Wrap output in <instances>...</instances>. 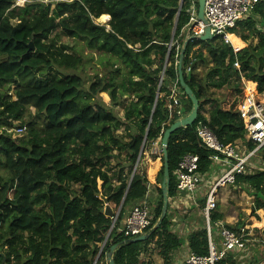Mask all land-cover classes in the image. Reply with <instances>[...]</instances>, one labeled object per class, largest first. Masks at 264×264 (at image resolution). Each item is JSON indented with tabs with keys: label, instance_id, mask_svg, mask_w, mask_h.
Segmentation results:
<instances>
[{
	"label": "trees",
	"instance_id": "obj_1",
	"mask_svg": "<svg viewBox=\"0 0 264 264\" xmlns=\"http://www.w3.org/2000/svg\"><path fill=\"white\" fill-rule=\"evenodd\" d=\"M47 1L27 0L23 7H14L16 0H0V166L7 173L0 174V264H109L107 254L115 245L116 264H142V254L154 241L163 264H174L173 255L184 243L172 230L170 213L145 241L130 242L121 231L132 208L151 193L145 171L138 167L132 178L133 171L143 146L140 160L173 123L193 110L191 97L176 83L187 40L184 78L200 108L193 125L179 128L169 139V198L178 194L175 170L184 155H199V171L210 170L212 151L196 133L200 123L225 144L255 148L246 138L239 108L249 95L244 79L256 82L258 92L264 93V3L230 30L249 42L235 52L222 37L182 35L191 0ZM104 14L111 17L110 29L96 22ZM59 28L126 66L121 96L132 92L134 98L123 102L122 117L93 100L106 83L101 89L102 84L93 83L87 91L78 74L41 81L37 77L54 66L78 69L83 63L68 45L52 53L57 46L51 35ZM255 34L259 42L250 43ZM237 41L239 49L245 46ZM192 57L196 61L186 73ZM174 87L181 92L179 104L171 99ZM212 89L222 90V96ZM117 92L112 91V100L121 104ZM17 122L28 129L25 137L10 132ZM261 155L264 161V148ZM162 161L156 188L160 200L146 233L162 213L164 155ZM233 186L253 189L254 211L264 209V169L237 174ZM107 205L115 219L105 214ZM224 219L220 203L211 220ZM230 228L242 233L239 223ZM188 243L195 254L207 255L206 227L192 232Z\"/></svg>",
	"mask_w": 264,
	"mask_h": 264
},
{
	"label": "built area",
	"instance_id": "obj_2",
	"mask_svg": "<svg viewBox=\"0 0 264 264\" xmlns=\"http://www.w3.org/2000/svg\"><path fill=\"white\" fill-rule=\"evenodd\" d=\"M26 1L22 0L23 3ZM197 1L191 0L190 20L182 29V35L185 34L187 39L200 38L209 26L213 37H222L231 45L230 30L236 28L244 18L253 15L256 7L264 3V0H206L207 23H205L198 16ZM191 59L192 62L185 67L186 73L192 71L193 62L196 61L194 57ZM235 65L240 67L239 62ZM178 89L176 87L171 95V99H174L176 104H179L176 99ZM239 114L246 129L247 140L256 144L253 150H249L248 146L242 142L223 143L207 124L200 123L196 133L203 146L212 151L209 157L212 161L210 170L205 173L200 172V157L192 153L184 155L175 170L178 194L171 201L182 197V204L185 199V203H192L200 208L205 219L209 253L199 255L191 251L185 258L174 264H221L230 254H239L247 249L249 240L245 233H239L226 226L223 220L215 223L211 220L212 213L218 207V192L221 187L235 185L237 174L264 169L261 166L262 164L264 166L261 155L264 148V101L254 93H249L240 105ZM25 129L26 127H19L17 132L22 133ZM254 159L257 160L256 164L253 163ZM219 164L225 166L221 175H218L216 170V165ZM148 197L134 206L126 218L121 229L125 236L130 238L141 236L151 226L154 215L152 208L148 205Z\"/></svg>",
	"mask_w": 264,
	"mask_h": 264
},
{
	"label": "rangeland",
	"instance_id": "obj_3",
	"mask_svg": "<svg viewBox=\"0 0 264 264\" xmlns=\"http://www.w3.org/2000/svg\"><path fill=\"white\" fill-rule=\"evenodd\" d=\"M46 2H48L46 0ZM15 7H23L25 3L22 0H16L14 3ZM96 22L101 25H106L110 29L109 22H102L100 19H96ZM264 31V27L262 28ZM51 39L54 40L57 47L52 51L53 54H58L60 47L63 45H68L71 47L70 52H77L83 58V63L78 67V69H65L52 67L47 69L45 72L46 75L42 73H37V77L41 80L51 79L56 75H66V74H78L84 81V88L88 91L90 90L93 83L102 84L100 89L103 88L104 83L108 84L105 90L101 93L94 94V102H99L105 104L108 108L113 109L119 117H122L125 113L124 103L126 104L134 98L132 92H129L126 95L121 96L124 88H122L123 83L128 78V69L121 60H116V58L110 57V55L100 52L97 48L89 47L83 40L70 38L63 33L61 29L55 30ZM259 42L258 36H255L251 39L250 43L257 44ZM249 43V42H248ZM198 48V47H197ZM14 87V86H13ZM118 90V95L122 101L121 104H114L112 100V91L114 89ZM92 93V91H91ZM216 94L222 96V91L217 90ZM35 112L34 109H32ZM19 123H15L14 127L10 130L15 138L25 137L28 133V129L22 133H18ZM123 128L119 132H123ZM162 137L154 144L149 146L145 152V156L140 160L139 166L143 169L150 181L151 189L153 194L148 197V205L153 210L157 206L160 200V194L156 190L160 185L159 173L163 166V152H162ZM253 163L256 164L257 160H253ZM156 168L154 175L151 179L148 176L149 170L154 167ZM263 168V164L261 165ZM225 166L222 164L216 165V170L218 175L222 174ZM256 169H254L255 171ZM0 174L7 176L4 166H0ZM230 186L227 190L220 192L218 204L221 203V210L225 213V219L223 220L228 227H235L238 223L241 224L243 230L246 231V236L248 238V246L252 249L251 252L257 251L260 247L264 246V209L254 211L256 204V196L253 194V189L245 186L246 190H241L238 186ZM172 197L169 198V209L170 217L172 219V230L182 239L183 243L186 242L189 235L195 230H201L205 227V219L202 215V212L199 207L192 205V203H184L178 201L177 198H174L171 201ZM115 219V218H114ZM115 222V221H114ZM244 232V231H243ZM186 250L182 246L179 250L173 255V259L176 261L181 259ZM258 258H253L248 260L247 264H264V252H257ZM142 264H158V262H163V258L159 254V249L156 246L155 241L150 244V246L144 251L141 256Z\"/></svg>",
	"mask_w": 264,
	"mask_h": 264
},
{
	"label": "water",
	"instance_id": "obj_4",
	"mask_svg": "<svg viewBox=\"0 0 264 264\" xmlns=\"http://www.w3.org/2000/svg\"><path fill=\"white\" fill-rule=\"evenodd\" d=\"M198 16L201 20H203L205 23H207L206 17H205V3L206 0H198ZM111 19V17H110ZM212 34H211V29L209 26H207L205 33L200 37V39L202 40H207L212 38ZM189 40H187L188 43ZM186 43V45H187ZM186 45L184 47V49L182 50V54H181V58H180V62H179V76H178V81L180 82V84L182 85V87L185 89L186 94H188L192 101H193V110L192 112L186 116L183 117L182 119L176 121L175 123H173L165 132L164 135L162 136V152L163 155L165 157V163H164V178H163V183H162V189H163V207H162V213H161V217L159 219V221L157 222V224L154 226L153 230L151 232L145 233L141 236H137L134 238L130 239V242H139V241H145L146 239H148L163 223L165 217L168 214V209H169V185H170V166H169V157H168V144H169V139L171 137V135L178 130L181 127H188L193 125V123L197 120L198 118V114H199V108H200V102L198 100V98L194 95L193 90L188 86V84L185 81L184 78V72H183V60H184V56H185V49H186ZM163 79V78H162ZM145 145L142 148L141 154L144 150ZM140 154V156H141ZM140 156H139V160L135 166V169L133 171L132 174V178L134 177L138 166H139V161H140ZM105 202H108V198H104ZM105 214L108 217L114 218V211L113 209L107 205L106 209H105ZM114 225V224H113ZM263 237H264V230H263ZM119 245H115L111 248L110 252L107 254L108 260H109V264H116L114 259H113V252L115 251V249L118 247Z\"/></svg>",
	"mask_w": 264,
	"mask_h": 264
},
{
	"label": "crops",
	"instance_id": "obj_5",
	"mask_svg": "<svg viewBox=\"0 0 264 264\" xmlns=\"http://www.w3.org/2000/svg\"><path fill=\"white\" fill-rule=\"evenodd\" d=\"M231 36H234L236 39H240V40H242L244 43H245V46H243V48H241V49H236L235 48V46H234V44L232 43V45H233V48H234V50H235V52H240V51H242L244 48H246L248 45H249V43L248 42H245L240 36H238L237 34H235V33H231ZM205 72H206V70H205ZM244 82H245V85H246V87H247V89H248V91H249V93H253V92H251V90H250V87H249V82L250 83H252V87H254L255 88V90H254V94L260 99V100H262V101H264V93H262V94H260L259 92H258V89H257V87H258V84L256 83V82H254V81H251V80H247V79H244ZM172 87V86H171ZM174 90H175V87L172 89V92H174ZM216 92V90L215 89H212L211 90V92ZM220 91H222V90H220ZM180 90L178 89L177 90V97H178V95H180ZM222 93H223V91H222ZM152 185V184H151ZM230 186H223V187H221L220 189H219V192L220 191H223V190H227L228 188H229ZM219 192H218V194H219ZM151 194H153V190L151 189V193H150V195ZM149 195V196H150ZM181 199H182V197H180ZM219 198V197H218ZM178 199V198H177ZM181 199H178V201H181ZM174 231V230H173ZM244 231V232H243ZM175 232V231H174ZM242 233H245L246 234V231L245 230H243V228H242ZM183 247H184V249L186 250V252H184V255L182 256V258L181 259H183V258H185L190 252H191V250H190V247H189V243H188V239L186 240V242L182 245ZM260 248L257 250V251H255L254 253L253 252H251L252 251V249L251 248H249V246H247V249L245 250V251H241V252H239V254H230L225 260H227V262H225V263H221V264H247V262H248V260H251V259H253V258H258L257 257V255H258V251H260L261 253H263L264 252V246H259ZM178 260H180V259H178ZM178 260H174V263L175 262H177ZM158 264H163V262H158Z\"/></svg>",
	"mask_w": 264,
	"mask_h": 264
},
{
	"label": "bare ground",
	"instance_id": "obj_6",
	"mask_svg": "<svg viewBox=\"0 0 264 264\" xmlns=\"http://www.w3.org/2000/svg\"><path fill=\"white\" fill-rule=\"evenodd\" d=\"M99 19H100L102 22H108V21L110 20V16L107 15V14H104V15H102ZM229 37H230L232 43L234 44L235 48H236V49H239V47H240L241 45L238 43L237 39H236L234 36H231V35H230ZM249 87H250L251 92L254 93V90H255L254 87H255V86L252 87V83L249 82ZM155 170H156L155 166L152 167V168L149 170V172H148V176H149L150 179H151V177L154 175Z\"/></svg>",
	"mask_w": 264,
	"mask_h": 264
}]
</instances>
